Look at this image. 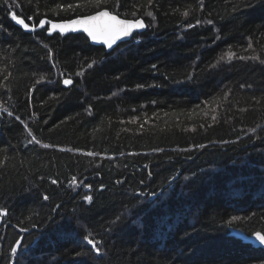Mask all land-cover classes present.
Listing matches in <instances>:
<instances>
[{
  "label": "trees",
  "instance_id": "1",
  "mask_svg": "<svg viewBox=\"0 0 264 264\" xmlns=\"http://www.w3.org/2000/svg\"><path fill=\"white\" fill-rule=\"evenodd\" d=\"M104 9L145 31L106 52L11 19ZM261 61L264 0H0V264H264Z\"/></svg>",
  "mask_w": 264,
  "mask_h": 264
},
{
  "label": "snow or ice",
  "instance_id": "2",
  "mask_svg": "<svg viewBox=\"0 0 264 264\" xmlns=\"http://www.w3.org/2000/svg\"><path fill=\"white\" fill-rule=\"evenodd\" d=\"M5 2H7V0H5ZM13 5H16V0H11ZM88 4L94 5L97 8H99L102 4H107L109 3V0H87ZM148 3L151 4L152 0H148ZM18 6V5H17ZM83 4L78 2V3H69L67 5H60L57 4L55 6L54 9H52V11H55L56 9H61L64 11H68V10H75L78 7H82ZM148 16H152L153 13L151 11L147 12ZM183 15L187 16L188 12H184ZM132 16H136V12H132ZM11 19L18 25H20L25 31H36L37 27L39 28H45V25H50L49 28L46 29L48 35H51L54 31L59 30V33L61 35H64L66 32L68 31H82L83 33H85L87 35L88 38H90V40L92 42H96V43H100L102 44L106 49H113V46L116 45V43L122 39L125 38H129L132 37L133 33L138 30V29H142L145 27L144 22L141 19H136L134 21L132 20H128V19H121L119 18L118 14H113L112 12H110L107 9L104 10H100L97 11L95 14L92 15H87L84 17H77L75 19H72L70 21L67 22H52L50 20L47 19H41L39 20L38 25H30L28 23L25 22V20L23 18L18 17L15 13H11ZM28 19H32V17H29ZM208 23H211V21H208ZM189 27H191V25H189ZM217 39H219V37H217ZM46 47V45H45ZM249 48L252 47L251 42L248 45ZM235 55V53L229 51L227 53L224 54V56H221L220 59L223 60L225 58V56L227 57V59L230 61L233 56ZM53 57V53L51 51V49H49L48 51V59L52 60ZM239 59H251V60H256L258 59L256 56H251V57H239ZM219 63V61H217ZM262 63H264V61H261ZM96 63L95 60L91 61L90 63L87 64V68H92L93 65ZM55 63L53 62V67H55ZM155 67V66H153ZM63 77V73L60 74ZM77 76L83 75V71H79L76 73ZM5 79H7V76L4 77ZM45 77L41 76L39 78V80H37V83H39L40 81L44 80ZM63 84L65 87L70 86L73 84V80L71 79V77L68 78H64L63 79ZM137 87H142L141 85H137ZM113 95H115V93H113ZM259 102V101H257ZM9 115H11V113H9ZM213 119H215V117H213ZM27 130V129H26ZM28 131V135L32 136V132L30 130ZM254 131V130H253ZM32 142H36L39 143V141L35 140V138L33 137V140H30L29 143ZM43 147L47 148L49 147V145L45 144L42 145ZM2 151V150H0ZM86 155L88 156H94L95 153H86ZM3 165V161L0 160V166ZM52 184H57L56 180H52L51 181ZM70 184L73 186L77 185V180L75 177H73L70 181ZM86 187H90V186H86ZM140 193H137V196H139ZM154 197H157V199L159 198V194L157 193H152L151 194ZM43 199L45 201L49 200V196L45 195L43 197ZM85 201L91 202L92 197L91 196H85L84 197ZM60 207V205H56L55 209H53L54 211L58 210ZM7 212L4 209H0V217L6 216ZM119 219V217H117V220ZM240 219L239 217H233V220H238ZM115 222V221H114ZM70 225V222H69ZM63 226V225H61ZM20 231L22 232H26L27 229H20ZM252 237H254V242H258L259 245L264 246V232L262 231H255L252 234ZM101 244V241L98 239H94L92 238L91 234H86L83 237L82 240V244L81 246L86 250L84 253L81 252H77L76 255L80 256V255H86L88 252H94L95 255L97 257L101 256L102 254V250L99 247V245ZM22 246V241L20 239H17L14 242V245L11 247L10 249V255L12 257H16L18 254V249ZM90 246V248L88 247Z\"/></svg>",
  "mask_w": 264,
  "mask_h": 264
},
{
  "label": "water",
  "instance_id": "3",
  "mask_svg": "<svg viewBox=\"0 0 264 264\" xmlns=\"http://www.w3.org/2000/svg\"><path fill=\"white\" fill-rule=\"evenodd\" d=\"M95 14V13H94ZM84 17V16H83ZM120 18V17H119ZM75 19V18H74ZM122 19V18H121ZM140 19V18H139ZM72 20V19H71ZM142 20V19H141ZM51 21V20H50ZM67 21H70V20H66V21H52V22H56V23H59V22H67ZM132 21H134V20H132ZM143 21V20H142ZM144 22V21H143ZM15 23V22H14ZM145 24V23H144ZM15 25H17L19 28H21L24 32H27V33H33V32H35V31H25L20 25H18V24H16L15 23ZM38 25V24H37ZM50 27V25H45V28L47 29V28H49ZM40 29H42V28H39V27H37V29H36V31H38V30H40ZM145 29H146V26L144 27V28H142V29H138V30H136L134 33H142V32H144L145 31ZM54 33H58V34H60L59 33V30H56V31H54L52 34H54ZM133 33V34H134ZM68 34H83L88 40H89V43L91 44V45H93V46H98V47H102V48H104L105 49V51L106 52H110V51H112V50H114L116 47H118L119 45H121L122 43H126V42H128L130 39H131V37H129V38H125V39H122V40H120V41H118L117 43H116V45H114L113 46V49H106L102 44H100V43H96V42H92L91 40H90V38H88L87 37V35L85 34V33H83L82 31H80V30H78V31H68V32H66L64 35H68ZM61 35V34H60ZM133 36V35H132ZM251 241H253L254 242V237H251ZM263 248H264V246H262Z\"/></svg>",
  "mask_w": 264,
  "mask_h": 264
},
{
  "label": "rangeland",
  "instance_id": "4",
  "mask_svg": "<svg viewBox=\"0 0 264 264\" xmlns=\"http://www.w3.org/2000/svg\"><path fill=\"white\" fill-rule=\"evenodd\" d=\"M256 243H258V242H256Z\"/></svg>",
  "mask_w": 264,
  "mask_h": 264
}]
</instances>
